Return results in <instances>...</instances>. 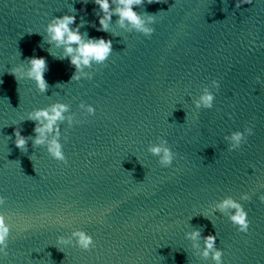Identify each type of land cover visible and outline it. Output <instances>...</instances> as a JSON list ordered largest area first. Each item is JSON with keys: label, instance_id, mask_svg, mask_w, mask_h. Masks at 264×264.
<instances>
[{"label": "water", "instance_id": "water-1", "mask_svg": "<svg viewBox=\"0 0 264 264\" xmlns=\"http://www.w3.org/2000/svg\"><path fill=\"white\" fill-rule=\"evenodd\" d=\"M154 0L134 8L157 15L145 37L97 31L93 0H0V206L10 224L0 264H211L193 257L184 233L217 235L224 264H264V0ZM74 9V11H73ZM74 15L81 33L112 41L91 79L72 81L62 49L46 42L53 17ZM32 57L46 62V91L11 69ZM259 77V81H257ZM217 80L212 109L192 101ZM60 101L74 123L61 127L67 163L33 147V109ZM91 104L94 115L78 105ZM25 118V119H24ZM24 119V120H23ZM251 126L253 135L228 151L223 137ZM14 130L27 138L15 146ZM161 137L176 153L168 168L147 151ZM250 221L239 233L213 211L225 196ZM82 229L94 247L60 245Z\"/></svg>", "mask_w": 264, "mask_h": 264}, {"label": "clouds", "instance_id": "clouds-1", "mask_svg": "<svg viewBox=\"0 0 264 264\" xmlns=\"http://www.w3.org/2000/svg\"><path fill=\"white\" fill-rule=\"evenodd\" d=\"M87 2V0H85ZM144 0H93V3L99 10L97 31L111 32V18L116 16L115 25L124 32H136L145 37H150L156 23L157 15L139 14L134 11L135 7L140 6ZM154 2V0H148ZM166 2V0H165ZM252 0H238L239 3H251ZM74 11V9H73ZM76 17L74 15L53 16L44 27V37L50 45L61 48L62 54L58 59L67 58L70 65L75 69L71 76L72 81H79L83 78L91 79V73L86 71L93 65H102L112 52V41L102 37H87L86 33H81L84 21L75 27L72 25ZM113 36H119L111 32ZM46 71V62L42 57L29 58L26 64H20L11 69L12 74L19 80H30L34 83L39 93H44L47 88L44 79ZM259 81V77L256 78ZM217 80L210 81V86H204L199 95L195 97L192 104L195 109H212L214 94L211 89H218ZM78 107L82 110L81 115H94L95 109L91 104L81 102ZM26 119L35 122L34 136L31 138L33 147H42L49 157L61 163H67L63 146L61 144V127L66 123L70 128L74 123H80L74 119L69 105L60 101H54L46 105L33 109L26 114ZM24 118V119H25ZM23 119V120H24ZM15 146L21 151L26 150L27 138L20 134L19 130H14ZM253 135V128L246 126L243 130L230 131L223 137L227 144L228 151L238 150L242 144L247 142V138ZM146 151L153 157H156L157 163L168 168L172 165L176 153L168 146L166 139L158 137L156 142H150ZM257 200L264 204V193L257 194ZM251 199L248 193H241L239 200L231 196H225L214 202L213 211L226 217L228 222L239 233L247 234L250 221L248 212L240 201H249ZM5 202L3 196H0V206ZM10 224L8 218L0 212V256L6 254L9 243ZM184 239L189 242L193 257L199 261L211 264H224L222 259L224 253L222 249L216 246L217 235L209 234L202 236L199 229L184 233ZM57 243L60 245L75 246L81 251H89L94 247V241L91 235L82 229H74L67 236H58Z\"/></svg>", "mask_w": 264, "mask_h": 264}]
</instances>
